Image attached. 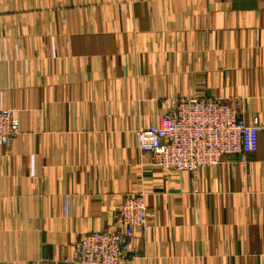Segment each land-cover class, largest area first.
<instances>
[{"label":"crops","instance_id":"obj_1","mask_svg":"<svg viewBox=\"0 0 264 264\" xmlns=\"http://www.w3.org/2000/svg\"><path fill=\"white\" fill-rule=\"evenodd\" d=\"M190 95L264 123V0H0V264H73L128 192L153 223L125 264H264V130L197 177L137 148Z\"/></svg>","mask_w":264,"mask_h":264},{"label":"built area","instance_id":"obj_2","mask_svg":"<svg viewBox=\"0 0 264 264\" xmlns=\"http://www.w3.org/2000/svg\"><path fill=\"white\" fill-rule=\"evenodd\" d=\"M169 108L158 122L139 125L136 145L151 154L152 163L167 172L183 170L198 176L201 168L221 164L225 155H246L259 148L264 123L248 122L235 103L216 96L169 97ZM14 110L0 107V145H10L21 133ZM153 223L144 192L126 193L112 227L90 229L74 244L73 264H125L135 254L130 241L137 230L148 232Z\"/></svg>","mask_w":264,"mask_h":264}]
</instances>
